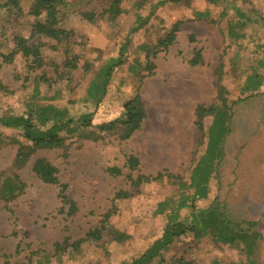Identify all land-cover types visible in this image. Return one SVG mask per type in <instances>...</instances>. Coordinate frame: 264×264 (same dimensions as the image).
Segmentation results:
<instances>
[{"label":"rangeland","instance_id":"obj_1","mask_svg":"<svg viewBox=\"0 0 264 264\" xmlns=\"http://www.w3.org/2000/svg\"><path fill=\"white\" fill-rule=\"evenodd\" d=\"M69 1L60 8L61 24L68 34L59 40L32 31L34 21H42L43 15L27 14L29 0H19V12L16 7L0 6V81L12 90L0 95V115L26 113L25 103L36 77L40 93L30 102L64 107L73 118L94 110L92 123L113 119L121 115L123 103L137 88L146 115L141 128L127 139L105 133L97 140L74 135L67 139L66 157L64 148L38 149L16 169L23 191L14 200L0 198V264L4 259L8 264H21L29 256L34 263L36 255L31 252L36 249L53 254L55 241L84 237L111 208L114 214L108 224L127 233L124 242L118 244L103 230L99 240L81 242L77 250L68 247L46 264H122L128 257L140 255L162 230L165 216L154 214L156 203L169 196L175 198L177 188L166 177L141 182L138 187L131 179L161 171L189 181L214 118L213 114L203 117L199 131L194 108L199 103H220L215 97L217 74L229 105V118L216 172L208 179L209 199L216 196L235 221H255L250 228L244 223L240 227L259 233L252 238L256 243L252 257L257 264H264V65L256 63L259 58L264 61V25H259L264 24V0H225L218 5L190 0L193 7L208 11L210 20L190 17L191 8L183 0H120V11L109 5V0ZM222 8V19L233 25V38L223 35V24H219ZM82 13L91 14L93 20ZM136 15L142 18L138 22H134ZM247 16L257 19L241 28V17ZM136 22L140 26L133 31ZM175 24L178 30L173 42L150 57L154 69L148 74L143 69L140 46L156 44ZM15 36L25 37L34 46L37 62H31V55L20 50ZM195 49L200 50L203 62L191 66L186 61ZM65 50L75 58V68L61 66ZM117 57L122 63L113 68L104 96L94 107L86 99L85 88L101 65ZM133 63L144 75L141 82L129 69ZM253 69L262 74L261 86L253 94L240 92L245 75ZM57 92L59 99L47 98ZM93 128L89 127L96 130ZM15 150V144L0 146V171L12 165ZM129 154L138 157L136 168H128ZM37 157H46L57 168L59 182L67 185L66 194L75 203L74 212H67L68 203L61 201L58 184L44 183L35 176L31 164ZM111 166L121 173H109ZM4 177H0V191ZM118 190L131 196L114 198ZM208 202L197 199L195 206L204 209ZM181 216L189 222V210L182 209ZM238 248L239 243L219 248L209 237L197 240L186 232L162 252L161 263L175 264L176 258L184 257L210 264L213 255L227 263L236 257V251L239 253ZM244 258L233 260V264H243Z\"/></svg>","mask_w":264,"mask_h":264},{"label":"trees","instance_id":"obj_2","mask_svg":"<svg viewBox=\"0 0 264 264\" xmlns=\"http://www.w3.org/2000/svg\"><path fill=\"white\" fill-rule=\"evenodd\" d=\"M180 0H174L178 2ZM186 7L191 8L190 17L198 19H209L208 11L200 10L193 7L190 0H183ZM210 3L218 5L225 0H207ZM69 0H29L27 7V14L32 16L43 15V20H35L32 31L38 35L61 39L68 34V30L65 29L61 22L62 16L60 14V8L66 4H69ZM19 0H0V6L3 7H16L17 12L19 9ZM120 0H109V5L114 7L117 11H120L118 6ZM82 15L92 21L91 14L82 13ZM225 15V10L222 8L219 12V24H223V35L226 38L235 37L233 25L226 19H222ZM141 20L140 15H136L134 22ZM251 16L247 18L241 17L238 25L242 28L248 25L251 21H256ZM131 30H136L140 23H137ZM259 25H264L261 22ZM178 30V25L172 26L170 31L166 35L158 39L154 45L142 44L140 49L144 52L145 63L143 69L147 70L148 74H151L154 69V63L150 57H153L157 52L165 49L169 46L175 37V32ZM192 37L190 36V39ZM14 40L16 45L24 52L25 55H31V62H37L38 53L34 50V46L28 42L23 36H15ZM264 50V42L261 44ZM123 46L120 48L119 56L122 55ZM65 57L61 66L63 68H75L76 61L73 56H69L67 50H65ZM187 64L194 66L202 64V56L199 49H195L192 55L187 59ZM122 63L121 57L111 58L106 63L101 65L97 73L89 81L85 88L86 99L91 102L94 107L103 98L105 93V87L111 77L112 70L115 66ZM135 63V62H134ZM129 65V69L137 73V77L141 82L144 75H140L138 70H135V65ZM138 63V62H137ZM259 66L264 65L263 59L259 58L256 62ZM139 64V63H138ZM140 65V64H139ZM26 79V77H24ZM262 74L253 69L250 73L245 75L241 85L239 86L240 92H256L262 84ZM39 77L34 79L33 92L29 96V100L25 103L27 107L26 113L20 114H4L0 115V146L5 144H15L16 150L13 156L12 165L5 170L0 171V177H4L3 185L0 191V198L4 201L14 200L22 191L24 183L17 173L18 168L22 167L29 161L34 152L38 149H52V148H64L63 156L68 155L66 146L67 139L77 135L81 138L97 140L102 134H116L121 140L129 138L134 131L141 128L143 119L146 115V111L141 100L138 88L132 92V94L125 100L122 105L123 111L121 115L103 121L100 123H92V115L94 110L83 112L77 118H73L67 115L66 108H60L52 103L39 104L36 102H30L31 98H35L39 90ZM11 94L12 90L0 81V95ZM225 91L220 83V76L217 74L215 81V97L220 101L215 105H204L202 103L196 104L194 108L195 120L194 124L202 131V118L208 114H213V120L210 126L207 127V142L206 147L198 158L194 161L190 173L189 181L182 180L178 175L172 173H164L158 171L155 175H142L139 174L135 179H131V184L138 187L141 182L149 180H160L163 177L169 179L172 184L176 185V197H166L165 199L156 203L154 214H163L165 217L162 219L161 233L151 243H149L144 251L137 257H128L122 261V264H163L161 263L162 252L173 244L179 238H182L186 232L190 233L193 239H202L203 237H209L217 247H224L225 245H235L239 243L238 255H244L245 259L243 264H257L253 259L254 250L256 249V243L252 238H257L259 233L253 230L241 229L240 223H244L246 227L250 228L255 225V221L232 219L226 211H224V205L218 201V198L214 196L209 199L210 187L208 186V179L212 173L216 172V161L219 159L222 153V141L224 135H226L227 120L229 118V105L226 103ZM60 95L57 92L54 95H47L50 100L59 99ZM90 126H94L92 130ZM10 130L9 132L3 131ZM126 164L129 169L136 168L139 164V159L133 154H129L126 157ZM31 170L42 182L47 184H58V195L63 203H68V213L75 211V203L67 196V185L60 183L57 177V168L46 158L37 157L31 164ZM109 173L119 174L120 169L115 166L107 168ZM131 196V193L125 190H118L114 193V198H126ZM197 199L209 200L208 206L204 209H199L195 206ZM221 204V205H220ZM189 210L190 219L189 222L181 216V210ZM114 214V209L107 210L101 217L98 224L88 229L84 237L78 238L72 242L68 241L65 237L61 241H55L52 245L53 254L48 255L42 250H34L31 255H36L34 263L31 257L26 258V262L21 264H46L50 262V259L54 256L59 258L60 254L65 251L66 248L71 247L73 250L79 248L81 242L88 240L94 241L101 238V231L108 230L113 241H117L118 244L125 241L127 233L119 228L115 229L110 227L108 219ZM109 228V229H108ZM18 250V246L17 249ZM5 257V255H4ZM156 259V261H153ZM240 259V256L239 258ZM210 264H233V260H229L227 263H223L220 257L213 255L210 258ZM2 264H8V261L4 259ZM167 264V263H166ZM175 264H200L198 261L185 259L179 257L175 259Z\"/></svg>","mask_w":264,"mask_h":264},{"label":"crops","instance_id":"obj_3","mask_svg":"<svg viewBox=\"0 0 264 264\" xmlns=\"http://www.w3.org/2000/svg\"><path fill=\"white\" fill-rule=\"evenodd\" d=\"M235 258L233 259V258H231V260H237L238 259V256H240V257H242L243 255H238V253H237V251L235 252ZM245 259V258H244Z\"/></svg>","mask_w":264,"mask_h":264}]
</instances>
